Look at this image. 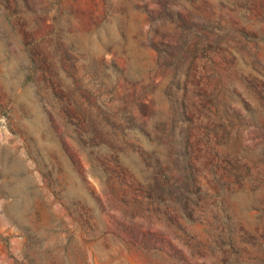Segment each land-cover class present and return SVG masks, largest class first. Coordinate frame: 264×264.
Wrapping results in <instances>:
<instances>
[{
  "label": "rangeland",
  "instance_id": "obj_1",
  "mask_svg": "<svg viewBox=\"0 0 264 264\" xmlns=\"http://www.w3.org/2000/svg\"><path fill=\"white\" fill-rule=\"evenodd\" d=\"M0 264H264V0H0Z\"/></svg>",
  "mask_w": 264,
  "mask_h": 264
}]
</instances>
